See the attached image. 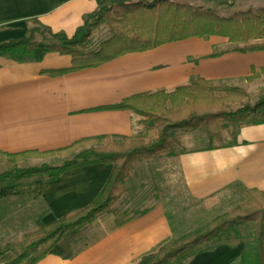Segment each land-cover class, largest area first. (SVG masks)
<instances>
[{"label":"crops","instance_id":"0c3cea01","mask_svg":"<svg viewBox=\"0 0 264 264\" xmlns=\"http://www.w3.org/2000/svg\"><path fill=\"white\" fill-rule=\"evenodd\" d=\"M96 5V0H0V41L23 37L28 18L71 36ZM202 39L168 42L62 74L50 72L69 67L70 55L48 52L40 61L25 62L0 56V151L46 152L103 135L114 140L147 138L151 130L131 110L91 108L116 104L139 93L171 92L195 78L244 87L246 102L264 95L263 76L247 80L252 68H264V51L214 56L230 47L227 38ZM221 42L225 46L219 49ZM195 132H176L178 145L173 155L134 164L126 191L115 205L119 215L106 214L93 221L89 229L95 237L77 254L66 259L49 254L36 264H136L188 232L186 227L198 217L233 208L232 203L243 198L239 186L264 191V123L226 128L211 147L207 136H188ZM112 169L109 163H91L65 169L53 180L33 177L1 185L0 237L23 236L35 230L39 221L47 224L89 205ZM169 178H173L174 191L181 190L189 201L182 205L179 193L169 194L179 211L175 221L159 192L162 185L168 192ZM24 226L26 231H20ZM249 239L229 232L189 252L181 264H242Z\"/></svg>","mask_w":264,"mask_h":264},{"label":"trees","instance_id":"16d2710c","mask_svg":"<svg viewBox=\"0 0 264 264\" xmlns=\"http://www.w3.org/2000/svg\"><path fill=\"white\" fill-rule=\"evenodd\" d=\"M227 1L232 3L234 0ZM96 4L95 10L83 16L82 24L71 36L52 31L36 18H28L23 37L0 41V56L25 62L40 61L48 52L70 55L69 67L50 72L62 74L96 67L129 52L145 51L191 37L216 35L227 38L230 47L213 53L214 56L228 51H264V7L220 16L202 7L172 0H96ZM100 26L107 28L108 37L92 48V33ZM251 72L248 81L262 76L264 80V68H252ZM247 98L244 87L195 78L171 92L139 93L116 104L91 108L131 110L152 130L153 134L147 138L124 136L114 140L103 135L46 152L0 151V163L6 166L0 172V186L33 177L53 180L65 169L91 163L113 165L106 184L92 203L53 222L39 221L37 229L25 232L20 243L0 245V264H36L49 254L64 259L77 254L82 249L79 241L93 221L105 214L119 215L114 205L126 191L133 165L137 161L175 153L178 139L174 132L200 131L208 137L211 147L226 128L264 123V95L253 104L246 102ZM55 155L72 157L53 166L18 165L28 158ZM239 189L245 198L243 203L171 239L155 252L144 255L136 264H181L189 252L218 240L231 228L246 224H251V233L242 264H264V191L244 186Z\"/></svg>","mask_w":264,"mask_h":264},{"label":"rangeland","instance_id":"374dc122","mask_svg":"<svg viewBox=\"0 0 264 264\" xmlns=\"http://www.w3.org/2000/svg\"><path fill=\"white\" fill-rule=\"evenodd\" d=\"M172 1L178 2V3H186V4H189V5L194 6V7H202L204 9L212 11V12H214V13L220 15V16H229L232 13L245 11L248 8L264 7V0H234L232 3H229L227 0H172ZM107 37H108V31H107V28L105 26H100L99 28H96L93 31L92 36H91V47L92 48H96L98 43L100 41L106 39ZM203 38L204 39H202V40H207V38H209V37H203ZM224 46H225V44H223L222 42L221 43H217V48H219V49H222ZM254 101H255V98H253V96L250 99H248V102L250 104H253ZM150 132H151V134H153L152 130ZM179 132H182V131H179ZM194 134H198L199 136H202L203 138H207L206 135L204 133L200 132V131H196L195 133H192L191 135H188V136L192 137V136H194ZM176 135H177V133L174 132V136H176ZM190 145H194V144H190ZM55 156H58V157L51 158V159H47V158H28V159H25L23 161H20L18 163V165L21 166V167L39 166V165H42V164H47V165H52L53 166V165L62 164L65 160H70L71 157H72V155H65V156L55 155ZM30 159H47V160H44V161L36 160V161L29 162ZM157 162H159V161H157ZM5 168H6L5 163H0V172L4 171ZM172 172H173V169L171 168V173ZM160 179H159L160 182L164 180L163 177H161ZM170 179L172 181H170ZM161 187L164 188V186L163 185L159 186L160 195L165 199V201L167 203V206H168L169 215L172 216V220L175 221L177 219L178 215H179V211H178V209L174 208V206H173L174 203H171L172 201H170V199H168V197L171 195L172 192H177V193L180 194L179 196L183 199V202L181 203L182 205H185L189 201L186 199V195H184V193L181 190L174 191L175 186H174L173 178H169L168 186H167L168 192H165V190L163 188H161ZM173 194H176V193H172V195ZM239 201L240 202H237L238 204L237 203H232L233 206H230V207L235 208L239 204L243 203L245 201L244 196ZM116 203H115V205H116ZM115 205H114V209H115ZM179 208H181V207L179 206ZM233 208H231V209H233ZM226 211H228V210H226ZM213 213L214 212L208 213L204 218L198 217L196 219V222H193L191 225L187 226L186 229L192 230L194 226L198 227V225H202L204 223H207L211 218L214 217ZM110 214H112V213H110ZM215 216H217V215H215ZM105 218H108V217H105ZM207 219H209V220H207ZM90 226H91V224L89 225V227ZM89 227L86 229V232H85L84 236L79 241V245H83L86 242L91 241L95 237V236H93V234L91 235L93 230L89 229ZM25 228H26V226L22 227L20 231H26ZM231 229L225 231L222 235L225 236L226 234H229V232H234V233L243 234L245 236H250L251 224L237 226V227H234V228H231ZM22 239H23V236L21 234H16V235H13V236H9V238L0 237V245H2L4 242H7V241H13L15 243H20L22 241Z\"/></svg>","mask_w":264,"mask_h":264}]
</instances>
